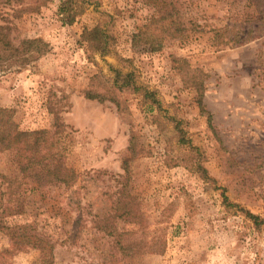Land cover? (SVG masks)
Segmentation results:
<instances>
[{
	"label": "rangeland",
	"instance_id": "374dc122",
	"mask_svg": "<svg viewBox=\"0 0 264 264\" xmlns=\"http://www.w3.org/2000/svg\"><path fill=\"white\" fill-rule=\"evenodd\" d=\"M61 1L0 0L15 42L50 46L33 65L0 74V105L20 130H51L58 113V145L78 177L69 188L39 187L18 173L14 151L0 152V211L10 206L0 225L49 239L53 264H264V224L243 212L264 217V0H172L194 29L158 51L131 45L153 0H82L70 24ZM96 25L113 37L104 56L81 40ZM174 58L207 74L206 112ZM114 69L156 90L160 109L130 89L113 90L119 105L85 98L105 91ZM119 197L129 205L117 216ZM40 255L13 249L0 230V264H41Z\"/></svg>",
	"mask_w": 264,
	"mask_h": 264
},
{
	"label": "trees",
	"instance_id": "16d2710c",
	"mask_svg": "<svg viewBox=\"0 0 264 264\" xmlns=\"http://www.w3.org/2000/svg\"><path fill=\"white\" fill-rule=\"evenodd\" d=\"M23 0H2L5 4L12 2H21ZM154 13L152 16L131 35V45L133 47L143 45L149 51H158L162 48L165 39H184L188 37L189 32L194 29L195 24L184 22L182 15L172 0H153ZM82 0H63L58 7V13L64 24H70L75 17L83 12ZM187 24H191L187 26ZM15 28L11 22L4 21L0 23V74L10 71H19L27 66L33 65L44 54L49 51V44L41 38H22L18 42L14 41L12 32ZM232 38V39H231ZM234 37L227 39V42L234 41ZM81 40L93 52L100 56L109 53L113 37L107 31L96 25L86 29L81 33ZM178 64L175 67L178 73L183 75L186 84L192 86L196 91V102L201 112H206L203 97L205 91L204 80L207 74L199 68L191 67L187 61L177 58L173 63ZM115 77L110 85L108 82L104 85L105 91L99 92L96 89H87L84 96L87 99H97L99 102L110 100L119 105V101L114 95V89H130L141 99V104L149 110L160 109L161 102L157 96V91L148 88V86L138 83L135 73L128 71L121 74L119 70L114 69ZM94 78H97L96 76ZM53 129L38 130H20L18 124L13 119L11 109L0 105V152L14 151L15 165L22 178H29L41 187L45 185H63L66 188L71 187L77 180V173L68 166L65 161V155L58 145L57 134L63 131L65 123L54 112ZM207 120L211 121V115L208 113ZM178 138L182 143H187L182 135L178 124L175 125ZM195 154V153H193ZM196 170L203 178L207 176V170L199 163H195ZM8 179V178H5ZM8 192V191H7ZM10 193V192H9ZM227 198L224 197L225 203ZM1 201V199H0ZM121 202L115 210L117 216L121 212H126L129 205V199H118ZM1 204V202H0ZM229 204V203H227ZM2 205H0L1 207ZM0 211V223L9 210V205H3ZM245 216L259 228L264 224V217L243 211ZM30 227H21L18 231H12L4 225H0V230H4L9 236L13 249L23 250L26 248L38 249L41 253V264H53V243L46 237L33 232ZM149 252L160 253L164 250L162 244L150 245Z\"/></svg>",
	"mask_w": 264,
	"mask_h": 264
}]
</instances>
